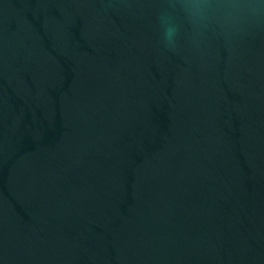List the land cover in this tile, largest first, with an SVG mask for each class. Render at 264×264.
Wrapping results in <instances>:
<instances>
[{
	"label": "water",
	"instance_id": "obj_1",
	"mask_svg": "<svg viewBox=\"0 0 264 264\" xmlns=\"http://www.w3.org/2000/svg\"><path fill=\"white\" fill-rule=\"evenodd\" d=\"M0 264H264V0H0Z\"/></svg>",
	"mask_w": 264,
	"mask_h": 264
},
{
	"label": "clouds",
	"instance_id": "obj_2",
	"mask_svg": "<svg viewBox=\"0 0 264 264\" xmlns=\"http://www.w3.org/2000/svg\"><path fill=\"white\" fill-rule=\"evenodd\" d=\"M159 25L163 33L164 43L171 47L178 37V29L173 18V14L169 10L162 11L158 17Z\"/></svg>",
	"mask_w": 264,
	"mask_h": 264
}]
</instances>
